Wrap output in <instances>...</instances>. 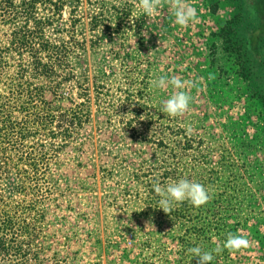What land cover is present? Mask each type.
I'll list each match as a JSON object with an SVG mask.
<instances>
[{"label":"rangeland","instance_id":"obj_1","mask_svg":"<svg viewBox=\"0 0 264 264\" xmlns=\"http://www.w3.org/2000/svg\"><path fill=\"white\" fill-rule=\"evenodd\" d=\"M54 2H37L35 18L49 19L45 37L68 43L64 69L48 79L25 73L18 83L57 90L44 99L62 110L82 102L78 86H88L89 119L68 143L59 142L65 145L48 164L50 194L37 197L33 209L25 207L30 195L11 194L9 180H0L5 213L19 226L30 222L20 237L26 264H198L188 251L197 245L221 246L210 264H264V111L231 56L209 51L228 6L213 14L204 0H185L197 18L182 27L172 0H161L152 16L140 0H61V17ZM17 11L14 18L0 10V47L23 23ZM10 55L1 91L28 60ZM161 75L188 82L182 90L192 99L183 114L171 117L158 107L175 91L170 84L152 88ZM131 105H138V118ZM182 178L204 185L211 198L164 213L153 185ZM229 232L249 246L224 248ZM9 252L0 263L20 264Z\"/></svg>","mask_w":264,"mask_h":264},{"label":"trees","instance_id":"obj_2","mask_svg":"<svg viewBox=\"0 0 264 264\" xmlns=\"http://www.w3.org/2000/svg\"><path fill=\"white\" fill-rule=\"evenodd\" d=\"M39 1L45 2L19 0L16 6L15 0L0 1V10H8L16 18L19 7L24 16L23 23L8 36V46L0 47V86L8 55L28 59L23 65L18 64L14 78L16 82L7 91L0 90V180L4 177L9 180L11 194L30 195V203L25 206L28 209H33L37 197L50 194L53 179L48 164L56 159L62 145L68 143L73 133L89 119V111L85 108V102L90 99L88 86H78L77 96L82 102L74 109L62 110L44 99L48 95H57V90L18 83L25 73L32 72V78L48 79L57 69H64L68 43L55 42L44 36L43 30L50 25V21L48 18H35L36 3ZM57 1L59 3L61 0ZM56 2L53 3L54 13L61 17L62 8ZM204 2L213 14H218L221 5L228 6L231 12L215 34V42L209 46L210 54L219 50L231 56L235 73L264 111V0ZM70 75L68 73L63 79L68 80ZM131 106V114L138 118V105ZM55 139L58 140L56 144L53 143ZM61 141L66 143L60 145ZM3 203L0 195V256L6 257L12 251L19 256L20 264H26L28 256L22 252L20 237L30 229V222L22 220V226H19L16 218L5 213Z\"/></svg>","mask_w":264,"mask_h":264},{"label":"clouds","instance_id":"obj_3","mask_svg":"<svg viewBox=\"0 0 264 264\" xmlns=\"http://www.w3.org/2000/svg\"><path fill=\"white\" fill-rule=\"evenodd\" d=\"M139 6L144 14L152 16L162 7V4L161 0H140ZM170 8L174 17V23L182 27L189 25L197 18L196 8L185 2V0H172ZM187 83V81H182L176 76L168 78L163 75L155 77L151 81L153 89H161L166 84H170L175 89L166 100H163L158 105L161 112L175 117L189 109L192 97L187 91L182 90ZM153 190L159 196V200L157 201L158 208L162 209L164 213H170L177 205L185 201L195 207H199L211 198L210 191L204 185L186 178L165 185L155 183ZM248 246L249 240L247 238L231 232L226 234L223 244L224 248L232 250H239ZM221 250V246L219 245L212 250L203 249L198 245L188 249L191 257L198 258V264H210L214 259L213 253H218Z\"/></svg>","mask_w":264,"mask_h":264},{"label":"water","instance_id":"obj_4","mask_svg":"<svg viewBox=\"0 0 264 264\" xmlns=\"http://www.w3.org/2000/svg\"><path fill=\"white\" fill-rule=\"evenodd\" d=\"M62 15H63V16H66L65 8H64V10H63V12H62Z\"/></svg>","mask_w":264,"mask_h":264}]
</instances>
